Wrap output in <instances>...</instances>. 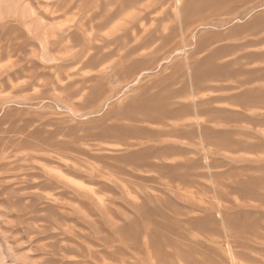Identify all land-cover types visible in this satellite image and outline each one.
Wrapping results in <instances>:
<instances>
[{"label": "rangeland", "instance_id": "obj_1", "mask_svg": "<svg viewBox=\"0 0 264 264\" xmlns=\"http://www.w3.org/2000/svg\"><path fill=\"white\" fill-rule=\"evenodd\" d=\"M0 264H264V0H0Z\"/></svg>", "mask_w": 264, "mask_h": 264}, {"label": "bare ground", "instance_id": "obj_2", "mask_svg": "<svg viewBox=\"0 0 264 264\" xmlns=\"http://www.w3.org/2000/svg\"><path fill=\"white\" fill-rule=\"evenodd\" d=\"M117 13V12H116ZM86 15V14H85ZM116 15V14H115ZM81 16H79V18H80ZM114 17V16H113ZM82 18V17H81ZM84 18V20L83 21H79V22H81V26H83L84 27V24L86 23L87 24V22L90 24L89 25V28L91 29V31H94V29H96V31H98L99 29H101L102 27H104V24L105 23H109L108 22V20L110 21V18H112V14L111 15H109V13H108V15L107 16H104V17H102V18H98L96 21H95V18L93 17V16H91L90 14L89 15H87L86 17H83ZM114 19V18H113ZM112 19V20H113ZM78 20V19H77ZM78 26H79V24H78ZM87 26V25H86ZM77 27V26H76ZM133 27V26H132ZM79 28V27H78ZM76 29V28H75ZM86 29V28H85ZM88 29V28H87ZM86 29V31H88ZM98 29V30H97ZM81 30H82V28H81ZM69 32V31H68ZM84 33V32H83ZM94 33H95V31H94ZM97 33V32H96ZM64 34V33H63ZM113 34V33H112ZM68 35V34H67ZM91 36H94V37H96L95 35H91ZM107 36V35H106ZM93 37V38H94ZM108 37H109V35H108ZM90 38V37H89ZM92 38V39H93ZM95 39V38H94ZM112 40H114V39H112ZM94 41V40H93ZM95 41H96V43L94 42V43H90V46L92 47V48H94V50H101V49H103L104 47H108V45H110L111 44V40H108V38L107 37H105V36H97L96 37V39H95ZM88 42V41H87ZM89 43V42H88ZM88 53V52H87ZM96 53V52H95ZM99 53V52H98ZM90 54V53H89ZM88 55V54H87ZM90 56V55H89ZM105 55H103V57H104ZM109 56V55H108ZM90 58H92V57H89V58H87L86 60H89Z\"/></svg>", "mask_w": 264, "mask_h": 264}]
</instances>
